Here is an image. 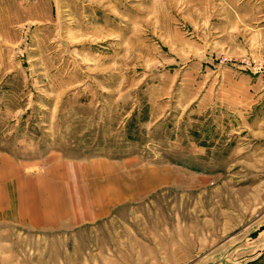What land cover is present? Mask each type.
<instances>
[{
    "label": "rangeland",
    "instance_id": "obj_1",
    "mask_svg": "<svg viewBox=\"0 0 264 264\" xmlns=\"http://www.w3.org/2000/svg\"><path fill=\"white\" fill-rule=\"evenodd\" d=\"M238 77L264 86V0H0V264H251Z\"/></svg>",
    "mask_w": 264,
    "mask_h": 264
},
{
    "label": "crops",
    "instance_id": "obj_2",
    "mask_svg": "<svg viewBox=\"0 0 264 264\" xmlns=\"http://www.w3.org/2000/svg\"><path fill=\"white\" fill-rule=\"evenodd\" d=\"M223 83L229 87L226 91L227 93H224L225 101H223L226 110L230 112V116L225 118L228 121L227 124L233 122L236 128H241L246 132L245 136H253L254 134L255 136L262 135L261 137L264 138L263 82L238 77L236 79L230 78L227 82ZM258 128H262L263 130L258 131ZM3 167L8 172L6 177L1 176ZM14 174L15 171L12 169V164L0 155V192L2 185L6 189ZM1 199L2 197L0 196ZM251 264H264V250L251 259Z\"/></svg>",
    "mask_w": 264,
    "mask_h": 264
},
{
    "label": "water",
    "instance_id": "obj_3",
    "mask_svg": "<svg viewBox=\"0 0 264 264\" xmlns=\"http://www.w3.org/2000/svg\"><path fill=\"white\" fill-rule=\"evenodd\" d=\"M263 229H264L263 227H260L257 232H254V233L249 234V238H254L257 235V233L259 231H262Z\"/></svg>",
    "mask_w": 264,
    "mask_h": 264
}]
</instances>
